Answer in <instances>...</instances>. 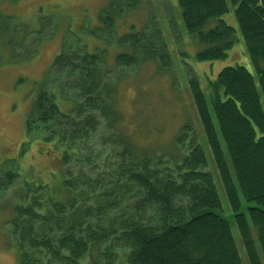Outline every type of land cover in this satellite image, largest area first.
<instances>
[{"label": "trees", "instance_id": "obj_1", "mask_svg": "<svg viewBox=\"0 0 264 264\" xmlns=\"http://www.w3.org/2000/svg\"><path fill=\"white\" fill-rule=\"evenodd\" d=\"M230 1L238 27L225 19L227 0H177L184 25L205 46L196 55L199 61L226 58L241 39L253 69L225 66L209 81V97L198 79H190L208 152L196 136L189 137L193 127L186 124L176 141L190 140L189 151L171 168H159L161 156L157 160L147 146H140L144 129L134 121L147 110L143 94L134 98L132 115L122 105L128 69L151 66L154 78L173 66L156 18L148 14L140 25L131 21L136 13L142 17L144 0H112L100 14L101 25L84 31L94 35L98 46L81 36L75 44L63 45L26 119L28 136L38 125L48 134L35 141L44 144L43 155L54 158L59 169L51 183L25 179L21 200L12 207L9 240L18 264H245L234 227L248 263L263 264L264 0ZM6 2L15 6V0H0V61L4 54L19 62L31 60L37 51L21 57L18 49L42 28L26 25L21 30L16 11L7 14L1 6ZM170 21L176 31L177 19ZM110 59L115 69H125L115 81L110 79L115 72ZM49 76L66 86L63 82L50 91ZM65 89L72 95L64 111L58 97L65 98ZM104 144L113 147L118 166L112 170L103 165V174L94 178L88 172L96 162L89 146ZM209 155L218 183L206 169ZM109 173L107 190L101 177ZM18 175L14 170L3 173L0 192L14 186ZM218 184L228 199L229 217ZM184 199L187 203L181 205Z\"/></svg>", "mask_w": 264, "mask_h": 264}, {"label": "rangeland", "instance_id": "obj_2", "mask_svg": "<svg viewBox=\"0 0 264 264\" xmlns=\"http://www.w3.org/2000/svg\"><path fill=\"white\" fill-rule=\"evenodd\" d=\"M227 1L230 4V13L225 15V19L228 23L238 27L231 1ZM111 3L112 0H15V6L12 2L1 5L7 14L16 11L17 20L24 23L21 24V30L26 28V25H29L31 29L42 28V30L33 35V42L31 41L33 36L29 35L25 44L18 49L21 57L27 54L34 55V51H37L31 60L19 62L20 59L4 54V61H0V176L7 170H14L19 174L18 181L14 186L7 191L0 192V264H18V253L9 240L10 218L13 214V205L21 200L25 179L51 183L52 173L59 169L54 158L43 155L44 144L35 141L38 137L48 135L44 128L38 125L40 129L30 136L26 131V119L32 111L33 101L43 90L42 86L52 62L63 45L75 44L78 36L83 39L87 37V40L95 45L94 47L99 45L93 34L84 31L101 25L100 14L108 10ZM142 5V17L135 16L138 14L136 13L131 17V21L140 25L147 21L148 14L152 16L151 18H156L158 26L164 30V37L171 49L173 66L170 73H156L154 78H151L153 72L151 66L139 68L136 72L128 69L123 82L125 83V95L122 105L127 116L132 115L136 110V105L133 104L134 98L143 94V104H147V110L146 112L143 110V114L138 112L139 118L134 121L135 126H141L144 129V140L140 141V146L141 148L142 144L147 146L148 152L156 156L157 160V157L161 156L164 164L160 163L159 168H171V164L182 162L184 155L189 151L190 140H186L185 144L176 141L179 134L183 132L182 127L186 124L193 127V130L188 134L189 137L196 136L199 144L205 145L208 152L205 134L188 87L190 79L192 77L198 79L209 97L208 83L217 77L222 68L235 64L248 66L250 70L253 67L241 39L229 50L226 58L199 61L196 55L205 46L198 42L197 38L191 35L184 25L182 15L178 11L177 0H144ZM171 19H177L178 29L176 31L171 26ZM110 65L114 69L116 68L112 59H110ZM123 69H115L111 75V81H115L119 71ZM49 78L51 81L47 86L50 91L57 89L58 85L64 82L53 76H49ZM64 86H66L65 82ZM139 86L140 88H138ZM69 93L72 95V90L66 92L65 89V98L58 97L59 106L64 111L71 104ZM210 109L214 113L211 105ZM108 135L110 132L107 130L106 136ZM137 148H139L138 145ZM89 149L93 150L92 158L96 160L88 169L94 178H97L98 174H103L101 168L104 166L108 165L107 168L112 170L118 166L116 158L112 155L114 149L109 144H104L102 147L95 146V148L89 146ZM227 159L231 166L229 155H227ZM70 169L79 171L81 167L72 166ZM206 169L213 172L215 178L217 177L216 167L212 163L211 156ZM108 175L112 174L109 173L101 177L107 190ZM216 180L218 183L217 178ZM218 186L225 210L224 215L229 217L231 212L228 210V199H226L221 186L219 184ZM117 190L120 191L118 187ZM180 202L181 205L187 203L185 199ZM252 231L259 253H261L258 231L253 222ZM233 232H235L245 264H249L236 227ZM121 257L123 259V256ZM261 257L264 264L263 253H261Z\"/></svg>", "mask_w": 264, "mask_h": 264}, {"label": "water", "instance_id": "obj_3", "mask_svg": "<svg viewBox=\"0 0 264 264\" xmlns=\"http://www.w3.org/2000/svg\"><path fill=\"white\" fill-rule=\"evenodd\" d=\"M247 208V207H246Z\"/></svg>", "mask_w": 264, "mask_h": 264}]
</instances>
